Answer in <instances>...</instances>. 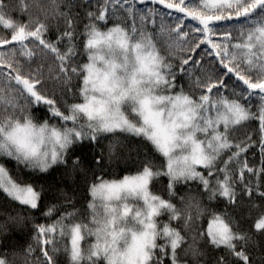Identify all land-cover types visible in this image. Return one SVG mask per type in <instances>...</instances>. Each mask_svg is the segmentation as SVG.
Instances as JSON below:
<instances>
[{
  "label": "snow or ice",
  "instance_id": "snow-or-ice-1",
  "mask_svg": "<svg viewBox=\"0 0 264 264\" xmlns=\"http://www.w3.org/2000/svg\"><path fill=\"white\" fill-rule=\"evenodd\" d=\"M88 6L81 20L72 0H0V26L11 31L0 36V192L39 211L44 187L22 172L63 167L61 179L73 180L91 173L86 211L69 199L47 206V218L65 211L34 225L40 255L28 245L24 264H59L58 255L66 264H207L208 247L227 253L215 264H255L251 229L264 235V0ZM17 11L27 19H14ZM50 20L64 23L55 41ZM250 122L257 126L235 139ZM116 133L142 138L162 162L134 150L136 171L117 178L103 150L87 164L71 153ZM119 144L109 143V157ZM252 148L255 166L246 158ZM161 177L167 198L152 190ZM205 198L222 199L224 209ZM241 207L247 212L237 218ZM0 264L14 262L4 254Z\"/></svg>",
  "mask_w": 264,
  "mask_h": 264
},
{
  "label": "trees",
  "instance_id": "trees-1",
  "mask_svg": "<svg viewBox=\"0 0 264 264\" xmlns=\"http://www.w3.org/2000/svg\"><path fill=\"white\" fill-rule=\"evenodd\" d=\"M9 0H5V3H8ZM15 3V0H11ZM198 3V0H197ZM73 14H78L81 20H84L86 11L89 9V0H72ZM150 6V5H149ZM162 8V6H160ZM67 10V9H63ZM163 10V9H162ZM13 18L17 20H26V16H21L17 11L13 13ZM48 39L55 41L56 37L61 31L64 30V23L60 21L50 20ZM83 24L80 25L82 29ZM11 31L5 30L0 26V36H10ZM199 58V53L196 54ZM86 59V57H84ZM27 67V66H26ZM184 79V78H181ZM180 81L178 80V83ZM51 87V86H49ZM50 94V93H49ZM69 102H72L71 100ZM36 113L39 115V118L43 120L47 116L46 109L43 106H39L35 109ZM51 123H59L58 120H52ZM256 122H250L249 126L246 128H239L234 132V137L238 141L244 140L246 135L250 133L255 127ZM255 139H259L258 136ZM119 141L120 144L116 148L114 155L109 157L108 154V145L111 142ZM101 150L104 153V166L105 169L110 173V175H115L117 178L123 176L127 172L136 171L137 161H136V151L139 150L140 153H146L149 157H154L155 160L159 163L162 162V158L156 154L152 146L144 141L142 138H137L125 133H116L115 135L106 134L99 145L93 149L91 144H77L71 149V153L74 155L81 156L85 163H88V160L95 154H98ZM131 151V155H129ZM245 157H241L243 160ZM246 158L250 165H258L260 156L257 148H252L247 154ZM8 168L13 176L16 175V165L13 162L7 163ZM90 167L92 165H89ZM64 172L63 167H55L46 174L40 173H28L22 172L21 175L25 180H30L34 182L37 186L43 185L44 194L40 202L41 207L39 211L29 210L24 206H20L17 202H12L5 197V195L0 192V255L7 254V258L10 262L14 264H24V249L28 245H32L36 248V255L39 256V248L36 245V242L33 240L35 235L34 225L37 224H47L55 220L61 212L65 211L63 207H60L56 214L47 218L43 216V211L49 205H63L65 199L72 201L73 206L76 209L86 211V205L90 199L88 195V185L91 183V173L88 174V177L77 176L74 180L71 178L61 179L62 173ZM99 175V171H97ZM247 176V174H246ZM254 179V178H253ZM167 177H161L159 180L155 181L152 185V190L157 194L163 195L167 198ZM195 187V185H191ZM183 189H181L182 191ZM204 203L210 209L215 208L217 210H223L225 207V201L218 199L216 201L209 202L207 199H204ZM247 200L244 201V204H248ZM232 211V209H229ZM247 212L246 207H241L234 211V215L239 218L241 215H244ZM23 217V220L15 219L9 220V217ZM162 220H167V215L161 218ZM254 223V219L249 220L244 226L249 227ZM207 225V218L204 219V226ZM253 233V239L249 244V252L255 262V264H264V261L261 260V257L264 256V235H260L255 232V229H251ZM207 255L204 259L207 261V264H215V259L220 256H226L227 253L223 248L212 249L210 247L205 249ZM16 254L15 257L13 254ZM35 257H33L34 259ZM229 260L232 264H235L233 258L229 257ZM59 264H66V258L58 255Z\"/></svg>",
  "mask_w": 264,
  "mask_h": 264
},
{
  "label": "rangeland",
  "instance_id": "rangeland-1",
  "mask_svg": "<svg viewBox=\"0 0 264 264\" xmlns=\"http://www.w3.org/2000/svg\"><path fill=\"white\" fill-rule=\"evenodd\" d=\"M189 22H191V23H195V22H192V21H189Z\"/></svg>",
  "mask_w": 264,
  "mask_h": 264
}]
</instances>
